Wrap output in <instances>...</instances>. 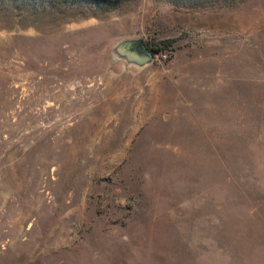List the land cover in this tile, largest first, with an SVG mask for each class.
Returning <instances> with one entry per match:
<instances>
[{"label": "rangeland", "instance_id": "obj_1", "mask_svg": "<svg viewBox=\"0 0 264 264\" xmlns=\"http://www.w3.org/2000/svg\"><path fill=\"white\" fill-rule=\"evenodd\" d=\"M0 264H264V0H0Z\"/></svg>", "mask_w": 264, "mask_h": 264}, {"label": "water", "instance_id": "obj_2", "mask_svg": "<svg viewBox=\"0 0 264 264\" xmlns=\"http://www.w3.org/2000/svg\"><path fill=\"white\" fill-rule=\"evenodd\" d=\"M115 53L138 66H145L152 62L154 58V54L147 48L145 41L142 39L120 42L115 48Z\"/></svg>", "mask_w": 264, "mask_h": 264}, {"label": "trees", "instance_id": "obj_3", "mask_svg": "<svg viewBox=\"0 0 264 264\" xmlns=\"http://www.w3.org/2000/svg\"><path fill=\"white\" fill-rule=\"evenodd\" d=\"M176 39H167L163 41H158L154 43L145 42L147 48L155 55L159 53H164L166 51L171 50L174 44L176 43Z\"/></svg>", "mask_w": 264, "mask_h": 264}]
</instances>
